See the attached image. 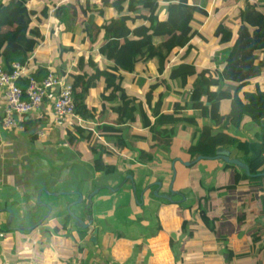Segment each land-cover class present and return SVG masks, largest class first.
Here are the masks:
<instances>
[{
    "label": "crops",
    "instance_id": "crops-1",
    "mask_svg": "<svg viewBox=\"0 0 264 264\" xmlns=\"http://www.w3.org/2000/svg\"><path fill=\"white\" fill-rule=\"evenodd\" d=\"M49 2L28 0L29 6L38 10ZM248 2L264 13V0H189L204 11L196 14L197 21L192 24L194 48L190 60L198 69L222 67L217 56L232 45L241 23V11ZM49 4L48 17L40 29L43 40L30 57L44 68L51 67L49 52L63 53L58 66L62 71L55 70L68 75L70 80L73 74L92 73L89 56L100 69L114 65L100 53L106 34L119 33L121 28L126 29L127 38L141 37L149 33L143 27H150L154 18L138 0H54ZM71 4H80L87 13L73 33H67L63 30L65 14L59 11ZM168 5V1L159 0L154 16L167 20ZM142 14L147 18L141 17ZM117 19L123 23L115 25ZM221 24L232 36L228 42H221L216 32ZM166 40V36L154 37L155 43ZM185 49H173V60L162 74L157 73L152 60L137 63L134 72L125 74L123 88L131 104L138 106L134 122L113 123L119 116L114 107L120 99L103 100L102 80L84 98L93 116L77 112L82 121L74 120L67 128L55 125L54 113L48 108L42 110L41 117L30 114L24 129L0 126V264H177L171 235L180 231L186 219L190 220L193 236L186 243L183 242L186 235L175 236L177 252L183 258L186 254L206 253L203 245L210 244V253L220 252L227 259L223 245L230 243L234 252L228 260L231 264H264V208L260 197L264 178L251 179L242 188L240 169L225 172L226 162L222 159L184 164L197 158L191 159L188 151L196 143L202 125L213 126L212 134L221 138L218 148L229 150L232 157H237L238 149L227 146L229 138L253 142L261 128L249 115L243 117L240 127L224 126L234 105L232 98L221 100L222 118L217 125L202 116L201 108L186 105L191 87L180 89L178 81L170 79L168 73L181 62L180 55ZM39 52L46 55L38 60ZM83 55L87 62L84 69L79 64ZM259 60L264 61V52L259 54ZM167 85L172 88L167 89ZM236 85L224 81L220 86L234 93ZM258 91H264V68L261 76L239 94L246 103L244 92ZM202 100L206 105V98ZM153 108L159 113L176 110L177 115L195 117L199 125L176 123L167 144L165 131L170 128H165L166 125L152 128L156 120ZM103 130L118 131H108L111 137L108 138ZM115 136L123 139L125 145L119 146ZM95 160H99L98 166ZM108 166L115 171L110 172ZM173 166L177 168L174 188L184 194L174 196L175 202L171 203L155 196V192H168ZM223 184L226 189L221 201ZM95 190L97 193L90 201ZM77 191L84 199L71 210L86 222L93 220L92 225L98 228L97 242L91 239L88 230L78 228L69 214V204L79 198ZM183 196L186 200L178 201ZM191 205L193 213L185 209ZM9 210L14 213L11 219ZM200 210L209 217L210 224L219 218L214 232L199 216ZM255 235L263 239L258 252L253 251Z\"/></svg>",
    "mask_w": 264,
    "mask_h": 264
},
{
    "label": "trees",
    "instance_id": "trees-1",
    "mask_svg": "<svg viewBox=\"0 0 264 264\" xmlns=\"http://www.w3.org/2000/svg\"><path fill=\"white\" fill-rule=\"evenodd\" d=\"M49 1V3L54 2V0ZM138 1L141 2L144 8H148L150 16L154 17L150 27H143L149 33L141 37L127 38L126 29L119 28V33L113 32V35H105V42L99 48L100 53L106 55L109 60L114 62V65L100 69L93 57L89 56L88 64L92 67V73L73 74L71 82L74 87L77 112L85 117L93 116L84 98L103 80L105 83V90L101 94L103 100L120 99V103L114 107L119 112V116L113 123L122 124L127 121H136L138 106L131 104L132 100L128 99L123 88L125 74L134 72L137 63L143 60H152L155 63L157 73L162 74L173 60V49L175 47H186L185 52L180 55L181 62L170 68L168 72L170 79L178 81V86L182 90L191 87L190 93H187L189 102L186 105L189 108H201L202 116L210 118L214 125H217L222 118L220 102L226 98H232L234 105L230 114L225 118L224 126L240 127L243 117L245 115L251 116L253 121L261 128L256 135L257 140L249 142L244 139L229 138L227 146L236 147L238 149L237 157L250 166L251 175H247L243 170H240L242 173L240 187H246L251 179L264 178V91L244 92L246 103L243 102L239 94L245 86L260 77L263 72L264 61L259 60V54L264 52V13L248 2L241 11V23L237 28L232 45L221 53V56H217L219 63L222 62V67L220 69H198L196 63L190 60L194 48L193 43H191L192 24L197 21L196 14L204 13V11L198 6L191 5L189 0H164L169 2V18L161 20L158 16H154L159 7V0ZM49 3L38 10L30 8L28 0H0V19L4 16L0 23V59L3 60L6 69L10 68L13 61L27 59L36 51L39 37H43L40 27L45 24V19L48 17ZM81 7L80 4H71L70 7L60 9L59 12L65 14L63 17L64 32L73 33L75 27L81 21L82 15H86V10L82 11ZM141 17L147 18L143 14ZM7 18H10V21H7ZM118 23H123V20L117 19V21H114L115 25ZM216 32L223 43L232 39L231 34L227 33L225 26L222 24ZM135 34L139 36L138 32ZM155 36H166L167 40L155 43ZM85 60V55L79 58L82 69L87 63ZM31 61L33 63V59ZM44 72L45 69L40 67L39 75ZM224 81L236 82L234 93L222 89L220 85ZM169 87L172 88L170 85L166 86L167 89ZM160 97L163 99L164 94L161 93ZM203 98H206V105H203ZM160 104L159 101L157 107H160ZM152 111L156 116L152 128H157L158 125H166L165 128H170L165 131L168 133L165 140L167 144L176 123L187 121L199 125V121L195 117L177 115L176 110L169 113H159L156 108H153ZM212 129L213 126L210 124L201 126L196 143L188 151L191 159L199 155H215L221 138L215 137L212 134ZM108 131L109 133H116L118 130ZM108 131H104L105 135L111 138L107 133ZM115 138L119 146L125 145L123 139L117 136ZM98 163L99 160H95L97 166ZM108 167H110V172L115 171L114 167ZM231 168H236V166L229 163L224 164L223 169L225 172ZM225 189L226 185L223 184L220 193L221 201L224 199ZM260 197L264 208V190L261 192ZM185 209L193 213L192 205L185 207ZM199 216L206 224L210 225L211 231L216 230L218 217L210 224V219L203 210L199 211ZM189 226L190 220L186 219L178 232L186 235L183 240L184 243L194 234ZM178 233L171 235V247L177 255V264H181L183 257L177 252L175 241V236ZM252 240L253 251L258 252L263 247V239L255 235ZM223 246L227 250L226 263H228V260L233 258L234 252L230 243Z\"/></svg>",
    "mask_w": 264,
    "mask_h": 264
},
{
    "label": "built area",
    "instance_id": "built-area-1",
    "mask_svg": "<svg viewBox=\"0 0 264 264\" xmlns=\"http://www.w3.org/2000/svg\"><path fill=\"white\" fill-rule=\"evenodd\" d=\"M39 68L31 57L13 61L8 69L0 63V97L3 98L0 126L4 129H24L30 114L41 117L46 108L54 113L57 127L70 125L77 119L82 121L69 76L57 73L50 66L44 67L45 72L39 75Z\"/></svg>",
    "mask_w": 264,
    "mask_h": 264
},
{
    "label": "water",
    "instance_id": "water-1",
    "mask_svg": "<svg viewBox=\"0 0 264 264\" xmlns=\"http://www.w3.org/2000/svg\"><path fill=\"white\" fill-rule=\"evenodd\" d=\"M203 159H213V160H219L222 159L224 162L232 164L234 166H236L237 168H239L240 170H243L247 175H251V170H250V166L242 159H240L239 157H232L230 156V151L224 148H217L216 149V153L214 156H204V155H199L197 156V158H195L192 161H187L184 162V164L186 166H189L191 164H195L198 163L199 161L203 160ZM176 176H177V168L175 166H173V176L171 179V182L169 184V190L166 193H159V192H155V196L163 198L171 203L175 202L174 200V196L176 195H183L184 193L179 190V189H175L174 188V184H175V180H176ZM157 184L161 187L162 186V182L159 181L157 182ZM52 195H56L55 192H50ZM79 198L77 201H73L69 204L68 207V211L69 214L76 220V226L78 228L81 229H86L88 230V232H90V234H92L91 239L94 242H97V234H98V228L93 226V220L90 219L88 222H86L85 220H83L82 218H80L79 216H77L75 214L74 211L71 210V207L81 203L84 199L83 194L80 191H77ZM97 193V190H95L89 197V200L91 201L92 197ZM183 193V194H182ZM186 200V196H183L182 199L178 200L180 202L185 201ZM38 202H41V198L39 197ZM10 212V219L14 216V213L12 210H9Z\"/></svg>",
    "mask_w": 264,
    "mask_h": 264
},
{
    "label": "rangeland",
    "instance_id": "rangeland-1",
    "mask_svg": "<svg viewBox=\"0 0 264 264\" xmlns=\"http://www.w3.org/2000/svg\"><path fill=\"white\" fill-rule=\"evenodd\" d=\"M2 22V20L0 19V23ZM43 27V25H42ZM41 29V27H40ZM41 34L43 35V33L41 32ZM43 40V37H39V43ZM39 45V44H38ZM38 47V46H37ZM44 55H46L45 53L39 52L38 55L36 56V58L39 60L42 57H44ZM63 53L61 54L60 52H49L48 53V58L50 59H44L45 60H49V62L51 63V67L54 71H56L55 69L57 68L59 71H62L61 68L58 66L61 63V59H63ZM43 61V60H42ZM35 63V61L33 60V64ZM55 67V68H54ZM77 121V120H75ZM69 126V125H67ZM67 126L64 127H59V128H67ZM211 240V239H210ZM212 245L208 244V245H203L204 249H207L206 253H202L198 256L196 255H190V254H186L184 256V260L181 264H231L230 262L226 263V258L225 255H223L220 252L214 253L215 251H212L213 253H210L212 249L211 247ZM179 252V251H178ZM180 253V252H179ZM176 264V263H175Z\"/></svg>",
    "mask_w": 264,
    "mask_h": 264
}]
</instances>
